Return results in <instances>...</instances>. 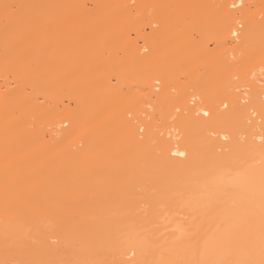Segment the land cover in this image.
I'll use <instances>...</instances> for the list:
<instances>
[{
    "label": "bare ground",
    "instance_id": "6f19581e",
    "mask_svg": "<svg viewBox=\"0 0 264 264\" xmlns=\"http://www.w3.org/2000/svg\"><path fill=\"white\" fill-rule=\"evenodd\" d=\"M199 2L242 3L240 18L263 16L244 19L238 32L239 16L223 20L203 7L202 17L217 19L205 26L223 27L201 38L206 47L193 44L189 64L202 54L206 73L191 69L189 94L177 85L184 71L178 28L185 4ZM5 4L14 11L5 14ZM162 11L181 24L169 28L165 19L163 28L159 21L162 36L171 29L163 38L153 30L163 45L126 32ZM205 26L198 24L199 35ZM261 30L264 0H0V50L10 45V55L21 54L13 55L15 86L0 89V259L7 245L10 258L58 264H258L264 153L246 120L264 85V34L244 43ZM209 42L222 44L218 58H210ZM170 45L176 55L168 61ZM230 51L233 59L224 63ZM229 75L237 76L231 84ZM206 77L215 80L201 95ZM237 86L251 89L243 111L238 102L248 97ZM141 126L152 129L144 140ZM129 234L133 246L121 243Z\"/></svg>",
    "mask_w": 264,
    "mask_h": 264
},
{
    "label": "rangeland",
    "instance_id": "374dc122",
    "mask_svg": "<svg viewBox=\"0 0 264 264\" xmlns=\"http://www.w3.org/2000/svg\"><path fill=\"white\" fill-rule=\"evenodd\" d=\"M199 5H195L194 4V6H191V5H188V4H185V8H183V9H185L184 10V20H183V23H182V26H180V27H182L181 28V30L178 28V30L180 31L179 32V34L181 33V36H178V39H180L183 35H184V39L183 38H181V39H183V42H184V55H183V60H184V71L182 72V74L178 77L179 78V80H177L179 83H183L182 85L180 84H177L178 86H183L184 85V89H185V93H187V91H188V93L190 92L191 94L192 93H194L195 92V90H194V88L191 86L192 84L190 83V77H191V74H190V71H191V69L192 68H195V69H197L198 71H199V73L201 74V75H203L204 74V76H205V69H204V64H203V61H204V56L201 54L202 52H199L201 55H200V57L198 58V60H197V62H196V64L192 67L190 64H189V59H191V57H192V55H194V51H193V47H195L196 48V45H193L197 40L199 41L198 43H201V45H200V47H206L205 46V44H203L202 43V39L201 38H204L205 39V42H206V39L208 38V37H210V36H208L210 33V35L212 36V35H214V33L215 32H211V30H219V29H221L220 27L219 28H217V24L214 26H212V28L209 30L208 29V26H205L206 25V23H205V19H206V21L208 20H212V19H215V18H213V17H211L210 19H207V17L205 16V18L204 17H202L199 13H200V11H202V9H205V8H203V7H201V6H206V4H204V3H198ZM92 6V4H88V2L86 3V6ZM154 6H155V4H154ZM156 6H158V4H156ZM174 6V5H173ZM173 6L171 5L170 6V8H173ZM176 6H178V5H176ZM176 6H174V7H176ZM210 6V5H209ZM159 7V6H158ZM161 7H163V6H161ZM157 7H155V9H156ZM169 8V9H170ZM177 8V7H176ZM192 8H193V10H194V8H195V13H197L198 15H196L197 17H195V16H193L192 17V13H191V10H192ZM207 8V7H206ZM211 8H213V7H211ZM251 9L253 10V7H251ZM151 10L153 11L154 9H152V7H151ZM158 10H160V8L158 9ZM162 10V9H161ZM160 10V11H161ZM176 10V9H175ZM207 10V9H206ZM209 10V9H208ZM212 10V9H211ZM172 12H173V10H171ZM204 11V10H203ZM155 12H158V11H155ZM155 12H153L154 14H155ZM208 12V11H207ZM240 12V11H239ZM163 13V11L161 12V14ZM154 14L152 15H150L151 16V18L153 17V19L157 22V23H155V21H153L152 19H150V21H148L147 23H150L151 22V25L150 24H147V23H145L147 20H149L148 18H147V20H146V17L143 19L145 22V24L146 25H144V24H142L141 25V27H139V28H134V27H132V28H129V29H127V33H129V35H130V37H136L135 35V33H138L137 35H140L141 33H145V34H148L149 36L150 35H152V36H150V38H151V40L154 42V41H156V44H159V45H163V43L162 42H157L158 40H154V39H156V36H158V35H153V33H154V31L153 30H157V29H159V27H157L158 25V23H159V21L160 22H162V21H164L165 19H169V18H167L168 17V15L166 16L165 14H166V12H165V14H160V13H156V15L157 14H160V15H157L156 17H154ZM163 15H165V17H162ZM171 15V14H170ZM160 16V17H159ZM174 16H177V13L174 15ZM237 16H239L238 17V19H236V21L237 20H239V22H237L238 23V25H240V26H238V32L240 31V30H243V24H244V21L247 19V20H254V21H256V20H261L262 19V16H263V13L262 12H259V13H253V14H249L246 18H240V16L241 15H239V14H237ZM159 17V18H158ZM150 18V17H149ZM171 19H169V20H166V21H168V22H171V23H169V26L167 25V23L168 22H166V21H164L163 23H160V24H162V26H163V28H164V25L163 24H165V26H168L169 28H170V26H172V25H174V26H176L177 27V25L179 24H175L174 22H172V20L174 21L175 19H174V17H170ZM177 18V17H176ZM203 18V19H202ZM245 19V20H244ZM171 20V21H170ZM199 20V21H198ZM142 21V20H141ZM176 21V20H175ZM214 21V20H213ZM213 21H210V22H213ZM215 21H217V19H215ZM152 22H154V23H152ZM142 23V22H141ZM208 23V22H207ZM217 23V22H216ZM160 24H159V26H160ZM198 24H199V27L201 26V24L203 25L204 24V26L206 27V29L204 28L203 29V33H206V34H203L202 32H201V34H203V35H199L198 33L199 32H197V27H198ZM210 24H213V23H210ZM139 25H140V23H139ZM179 25H181V24H179ZM195 25V26H194ZM219 25V24H218ZM225 26V25H224ZM236 26V25H235ZM155 27L157 28V29H155ZM173 27V26H172ZM215 27V29H213ZM150 28H154V29H152V31H151V29ZM175 28V27H174ZM210 28V27H209ZM162 29V27L160 28V31H162L161 30ZM168 29V28H167ZM166 29V30H167ZM164 31H165V29H163ZM169 30H171V29H169ZM168 30V32H171V31H169ZM177 30V31H178ZM202 30V29H201ZM172 31H174V29L172 30ZM159 35H161V34H163V32L160 34L159 32H158V30L156 31ZM155 32V33H156ZM166 33V31L164 32V35L162 36L161 35V37L160 38H163V37H165V36H167V35H169V33ZM218 32H221V31H217V33ZM140 33V34H139ZM165 33H166V35H165ZM176 33V34H175ZM213 33V34H212ZM135 34V35H134ZM173 35H177V32L175 31L174 33H172ZM178 34V35H179ZM219 34V33H218ZM218 34H216V35H218ZM264 34V32H263V30H261V31H257L256 33H253L252 35H251V37L248 39V41H246L244 44L245 45H248L249 44V42L251 41V40H255L256 38H258V36L259 35H263ZM132 35V36H131ZM154 36H155V38H154ZM159 37V36H158ZM234 37H236V36H234ZM137 38V37H136ZM154 38V39H153ZM160 38H157V39H160ZM171 38H175V37H172L171 36ZM12 39V38H11ZM10 39V40H11ZM132 39V38H131ZM140 39V38H139ZM4 40H7V41H9V39H4ZM173 40H176V39H173ZM173 40H171V41H173ZM2 42H3V44L5 43V45H9V42H7V41H3V40H1ZM68 41V40H67ZM139 41V40H138ZM161 41H162V39H161ZM170 41V42H171ZM208 41V40H207ZM62 43L61 44H64L63 43V41H61ZM66 42V41H65ZM67 43V42H66ZM142 42L140 41V43L139 44H141ZM162 43V44H161ZM10 44H12V42H10ZM58 44H60V42L58 41V43L56 42V41H54V45H58ZM173 44H175V43H173ZM208 44V46H209V49L211 50V54H210V58H212V59H215V57L216 58H218L219 57V54H220V51L223 49V47H222V44H218V43H214V42H212V43H206V45ZM5 45H3V46H5ZM232 45V44H231ZM231 45H229V46H231ZM14 46V45H13ZM6 47V46H5ZM4 47V48H5ZM169 47V46H168ZM175 45L174 46H171L170 45V48L169 49H167V51H168V54H169V56L167 57L168 58V61H170V59L172 58V57H174L176 54H175ZM199 47V48H200ZM12 48V47H11ZM87 47L85 46V48L82 50L81 48H78L77 49V51H76V53L78 52L79 54L78 55H76V54H74L73 55V58H75L74 56L76 55V58L75 59H77V56H81V55H83V53H84V50L85 51H87V49H86ZM159 48H161V46H159ZM163 48V47H162ZM172 48V49H171ZM173 48H174V50H173ZM15 49V48H14ZM13 49V50H14ZM160 51L156 54V53H154L153 54V57H152V62L154 61V63L155 62H157L158 60H159V56H161L160 55V52L162 51L161 49H159ZM197 50H199V49H197ZM9 51H10V45H9V48L7 47V51H4V50H0V89L1 90H5L6 89V87L7 88H9V87H14L15 86V83L17 82H15L14 81V76H13V72L14 71H12V70H14V69H12V62H16V61H14V60H16L15 58L17 57V55L19 56V55H21V54H19L18 52H17V54H13L14 56H16V57H14L13 55H10L9 54ZM12 51V50H11ZM166 51V52H167ZM200 51V50H199ZM227 52H229V51H227ZM232 51H230V53H231ZM195 53H198V51H196ZM230 53H228V55H226L227 53H225L223 56V61H224V63H227V62H229V61H231L232 59H233V55H232V53L230 54ZM9 55V56H8ZM155 56V57H154ZM251 56H256V51L251 55ZM21 56H19V58H20ZM89 57V56H88ZM88 57H86L85 59H87ZM157 57V59L156 60H154L155 58ZM222 57V56H221ZM235 57V56H234ZM18 58V57H17ZM19 58L17 59V60H19ZM154 58V59H153ZM21 59V58H20ZM209 59V57L207 58V60ZM235 59V58H234ZM11 60H13V61H11ZM182 61V60H181ZM209 61V60H208ZM249 61H252V57L251 58H249ZM18 63V62H17ZM17 63H16V65H17ZM19 64V63H18ZM14 65V64H13ZM156 65V64H155ZM225 65H227V64H225ZM224 65V66H225ZM211 68V67H210ZM11 69V70H10ZM10 70V71H9ZM172 70H175V69H172ZM197 71V72H198ZM260 71V70H259ZM262 71V70H261ZM260 71V72H261ZM171 72V70L168 72V73H170ZM260 72H259V74H260ZM232 73V72H231ZM230 73V74H231ZM176 74L177 75H179V72H176ZM175 73L174 74H172V76H169L170 78L168 79V82H171V81H169L172 77H173V79L174 78H176L177 77V75H176ZM217 74H219V72H217ZM5 75H7L8 76V78L6 79V77L7 76H5ZM197 75H199V74H197ZM229 76H232V75H229ZM259 77L261 76V75H258ZM201 77V76H200ZM217 76H215V78H216ZM235 77V78H234ZM262 77H264V76H261V79L263 80V78ZM181 78V79H180ZM236 78H237V76H232V77H228V79H227V84H231L232 82H234L235 80H236ZM13 79V80H12ZM173 79H172V82H173ZM15 80H16V78H15ZM180 80H182V82H180ZM215 79L213 78L212 80H211V78H208V77H206V79H204V80H201V81H203L202 83H201V85H200V93H201V95H202V93L204 92V91H206V89H207V87H209V85H211L212 84V81H214ZM176 82V81H175ZM178 82H176V83H178ZM175 84V83H174ZM173 83H170V89H173L172 91H174L173 93H177V91H176V89H174V88H172L173 86L172 85H174ZM17 85V84H16ZM179 88H183V87H179ZM6 91V90H5ZM189 93V94H190ZM222 93V92H221ZM170 94H171V92H170ZM200 95V97H197V100L198 101H201V100H203V98H202V96ZM221 95V94H220ZM218 96H219V94L217 93V91L216 92H214V94H212V96L210 97V100H209V104H210V107L215 103V101L218 99ZM170 98L171 97H174V95H170L169 96ZM192 98V97H191ZM192 100V99H191ZM169 101H170V99H169ZM174 101H175V99H174ZM64 102H66V100H64ZM172 103H173V100L171 101ZM168 104V103H167ZM170 104V103H169ZM202 105V104H201ZM149 107V106H148ZM171 106H167V108H170ZM228 107H230V104L228 105ZM150 109V108H149ZM152 110V109H151ZM200 129H203V127H200ZM2 168H0V170H1ZM2 171V170H1ZM0 175H1V173H0Z\"/></svg>",
    "mask_w": 264,
    "mask_h": 264
},
{
    "label": "snow or ice",
    "instance_id": "6c2138e0",
    "mask_svg": "<svg viewBox=\"0 0 264 264\" xmlns=\"http://www.w3.org/2000/svg\"><path fill=\"white\" fill-rule=\"evenodd\" d=\"M201 7H213L217 10L218 15L223 20H228L230 18H234L235 15L239 14L242 15V13L239 12L240 9H243L245 7L244 4H218V5H211V6H201ZM15 6L12 5H3V10L5 14H8L10 10L14 11ZM233 35H236V33H233ZM237 92L244 91L245 95L248 97L244 101H239V108L241 111L245 108V106L252 101L251 96V89L247 88H241L240 86H237L236 88ZM171 101L165 100L162 102L163 104L170 103ZM201 103H203V100H201ZM224 108L227 109L228 105L225 103ZM177 113L180 112V109H176ZM204 116L208 117L211 115L210 111H205L203 113ZM259 117L257 120L256 117ZM160 123L162 124L163 121L161 120ZM247 126L252 130L253 135L256 134V131L258 129L260 137H261V152L264 153V85L261 86V99L258 106H254L252 109L251 114L248 116L246 120ZM140 139L144 140L145 134L152 131V129L149 126H141L140 129ZM163 133H161V136ZM227 139V137H224ZM178 155H184V153H177ZM262 185H264V177H262ZM262 199H264V188H262ZM224 215H226L229 218L237 219L239 216V212L237 210H229V209H222L221 210ZM261 248H260V255L261 259L259 260L258 264H264V204L261 206ZM121 243L127 246H133L136 243V238L129 234L122 238ZM14 255L13 249L11 246L5 247V258L0 259V264H58L56 261H44V260H25V259H14L10 258V256ZM246 264H257L256 261H249L246 262Z\"/></svg>",
    "mask_w": 264,
    "mask_h": 264
}]
</instances>
